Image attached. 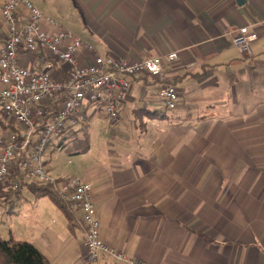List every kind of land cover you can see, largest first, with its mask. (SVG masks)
Returning <instances> with one entry per match:
<instances>
[{"label": "crops", "instance_id": "0c3cea01", "mask_svg": "<svg viewBox=\"0 0 264 264\" xmlns=\"http://www.w3.org/2000/svg\"><path fill=\"white\" fill-rule=\"evenodd\" d=\"M64 1L76 10L69 23L33 0L92 46L78 53L82 65L95 56L179 54L164 61L160 76L134 77L111 123L129 108L140 123L139 145L107 151L82 176L93 183L103 240L148 264H264V0ZM242 27L257 36L247 52L233 43ZM21 62L43 66L30 55ZM167 84L179 94L173 110L163 107ZM12 191L0 185V198ZM38 203L37 221L25 217L18 233L12 222L8 237L34 242L51 264H90L82 212L70 205L79 223L70 229L53 201L45 209ZM101 261L111 264L106 254Z\"/></svg>", "mask_w": 264, "mask_h": 264}, {"label": "built area", "instance_id": "2783aa9c", "mask_svg": "<svg viewBox=\"0 0 264 264\" xmlns=\"http://www.w3.org/2000/svg\"><path fill=\"white\" fill-rule=\"evenodd\" d=\"M0 13L6 27V32L0 33V113L15 126L0 132V185H5L6 192L19 189L20 183L29 179L53 186L65 202L82 212L90 264H107L101 261L103 254L111 264H148L103 240L93 183L79 176H52L45 158L50 147H59L60 139L66 142L68 134L89 126L88 109L101 110L110 122H116L134 77L160 76L164 61L177 60L178 52L134 61L95 56L92 63L82 65L78 53L92 46L44 14L33 0H5ZM256 39V34L242 27L233 43L240 52H247ZM26 55L34 56L43 66L22 64ZM55 67L60 77L53 73ZM161 97L166 110L178 106L174 85H165Z\"/></svg>", "mask_w": 264, "mask_h": 264}, {"label": "rangeland", "instance_id": "374dc122", "mask_svg": "<svg viewBox=\"0 0 264 264\" xmlns=\"http://www.w3.org/2000/svg\"><path fill=\"white\" fill-rule=\"evenodd\" d=\"M45 1L50 7L54 6L53 10L48 11L54 17L59 16L65 19L67 23L76 17V10L71 3L64 0ZM91 113L92 109L88 113L90 117L88 131L78 129V134H68L66 147L60 148L55 146L54 148H49L45 160H47L46 167L52 176L55 177L57 174H61L69 177H82L85 175L87 168L94 163L102 161L101 159L104 158L107 151L118 150L120 148L126 149L127 147L134 148L139 145V140L142 136L140 123L134 120L135 116L132 115L133 113L129 108L123 112V120L115 124H111L112 122L106 117H102L101 112L92 116L90 115ZM141 113L143 112L141 111ZM29 181H32V179H29ZM37 203L40 208L45 209V206L51 207L52 200L49 196L38 198L27 185H23L21 191L13 190L11 197L7 199L0 198V234L8 237L12 222L17 233L18 228L23 230V220L25 217L28 218L29 224H34V221H37L34 216V206ZM13 208L15 209V215H19L15 216L11 214V209ZM55 216L46 215V220L52 221L56 219V222H58V218L59 220L63 218Z\"/></svg>", "mask_w": 264, "mask_h": 264}, {"label": "trees", "instance_id": "16d2710c", "mask_svg": "<svg viewBox=\"0 0 264 264\" xmlns=\"http://www.w3.org/2000/svg\"><path fill=\"white\" fill-rule=\"evenodd\" d=\"M150 113L153 115L159 114L157 111ZM14 129L15 126L12 120L0 113V132ZM62 140H59L58 145L60 148L66 147V142H62ZM23 185H27L37 197L49 196L66 216L70 229H74L79 225L75 212L71 209L70 204L58 195L53 186L40 185L35 182L23 180L20 183L19 189ZM0 264H51V262L34 242L29 240H16L12 236L3 237L0 234Z\"/></svg>", "mask_w": 264, "mask_h": 264}, {"label": "water", "instance_id": "95a60500", "mask_svg": "<svg viewBox=\"0 0 264 264\" xmlns=\"http://www.w3.org/2000/svg\"><path fill=\"white\" fill-rule=\"evenodd\" d=\"M238 2H240L241 0H237Z\"/></svg>", "mask_w": 264, "mask_h": 264}]
</instances>
